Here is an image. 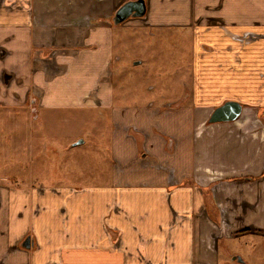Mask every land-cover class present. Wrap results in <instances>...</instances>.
<instances>
[{
	"label": "crops",
	"instance_id": "1",
	"mask_svg": "<svg viewBox=\"0 0 264 264\" xmlns=\"http://www.w3.org/2000/svg\"><path fill=\"white\" fill-rule=\"evenodd\" d=\"M130 1L0 0V115L104 110L114 159L104 185L5 182L0 127V264H264V0H145L116 25ZM142 30L191 38L180 101L113 86ZM229 101L241 117L210 124Z\"/></svg>",
	"mask_w": 264,
	"mask_h": 264
},
{
	"label": "rangeland",
	"instance_id": "2",
	"mask_svg": "<svg viewBox=\"0 0 264 264\" xmlns=\"http://www.w3.org/2000/svg\"><path fill=\"white\" fill-rule=\"evenodd\" d=\"M130 36L122 60L114 63L113 86L131 91L139 105L180 101L191 89V38L167 30H142ZM5 114L0 115L1 179L5 182L84 188L111 180L113 124L104 110L101 116L97 109L31 113L25 107ZM245 241L253 252L257 239L242 240V244ZM234 246L238 247L237 242Z\"/></svg>",
	"mask_w": 264,
	"mask_h": 264
},
{
	"label": "water",
	"instance_id": "3",
	"mask_svg": "<svg viewBox=\"0 0 264 264\" xmlns=\"http://www.w3.org/2000/svg\"><path fill=\"white\" fill-rule=\"evenodd\" d=\"M147 14V4L145 0H135L125 3L116 13L114 23L121 25L131 18H144ZM243 113V106L235 101H229L218 107L212 113L209 123H229L237 121ZM81 143V142H80ZM25 249H31L32 239L28 238L23 244Z\"/></svg>",
	"mask_w": 264,
	"mask_h": 264
},
{
	"label": "trees",
	"instance_id": "4",
	"mask_svg": "<svg viewBox=\"0 0 264 264\" xmlns=\"http://www.w3.org/2000/svg\"><path fill=\"white\" fill-rule=\"evenodd\" d=\"M257 178H254V177H249V178H245V179H241V180H244V181H255Z\"/></svg>",
	"mask_w": 264,
	"mask_h": 264
}]
</instances>
